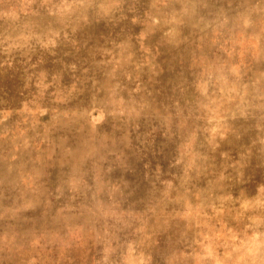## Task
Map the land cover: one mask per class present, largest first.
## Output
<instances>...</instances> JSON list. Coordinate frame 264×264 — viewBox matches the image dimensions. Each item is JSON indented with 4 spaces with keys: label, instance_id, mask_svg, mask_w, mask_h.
I'll list each match as a JSON object with an SVG mask.
<instances>
[{
    "label": "clouds",
    "instance_id": "1",
    "mask_svg": "<svg viewBox=\"0 0 264 264\" xmlns=\"http://www.w3.org/2000/svg\"><path fill=\"white\" fill-rule=\"evenodd\" d=\"M22 2L19 11L33 19L0 39V53H23L37 67L45 54L55 56L58 41H67L70 31L90 20L99 24L129 19L135 26L127 42L116 43L115 55L110 49L99 58L106 72L89 78L87 106L70 115L68 109L75 108L84 92L73 95L78 92L75 81L66 92L55 87L48 91L52 82H44L41 70L33 87L40 95L48 92L50 105L29 106L21 101L16 114H23V122L32 118L35 128L37 114L46 116L51 107L53 128L61 117L78 123L80 131L87 128L86 155L107 152L119 160L123 151L118 150V138L101 131L112 130L110 121L126 125L155 112L163 122L160 139L170 147V155L163 163L157 162L151 174L145 171L148 200L144 203V194L131 195L130 202L142 205L134 209L120 206L116 199L123 195L119 186L94 177V190L86 180L69 179L71 203L57 205L53 213L61 222L58 231L21 235L16 228L18 213L36 211L32 200L0 213L5 225L0 232V260L6 259L8 264H73L72 254L90 243L96 253L89 252L94 264H161L154 254L160 248L169 249L163 264H264V160L241 163L264 153V136L249 141L243 153L230 143L240 123L253 122L257 131L264 130V0H239L231 12L220 8L210 18L203 14L209 11L208 0H138L141 6L136 12L125 11L126 0ZM15 12L11 10L10 15L19 20ZM187 26L196 31V50L180 69L184 79L176 98L160 113L147 98L151 93L143 87L144 70L158 75L160 48H179ZM11 115L10 110L0 112V122ZM116 131L122 132L119 143L129 148L128 128L118 126ZM17 133L24 135L18 128L14 138ZM235 138L242 142V137ZM46 139L45 135L37 148ZM24 145L27 147V140ZM64 151L72 155L70 149ZM248 167L255 171L245 181ZM20 183L33 188L30 176L21 177ZM82 189L93 192L91 207L77 205ZM101 194L108 203L98 198Z\"/></svg>",
    "mask_w": 264,
    "mask_h": 264
},
{
    "label": "rangeland",
    "instance_id": "2",
    "mask_svg": "<svg viewBox=\"0 0 264 264\" xmlns=\"http://www.w3.org/2000/svg\"><path fill=\"white\" fill-rule=\"evenodd\" d=\"M238 3L239 0H208L209 11L203 14L210 18V14L220 8L231 12ZM126 5V12L129 10L136 12L141 6L138 0H126ZM22 7V0H0V13H6L0 16V39L13 34L21 23L30 22L33 19L25 12L19 11ZM13 9L16 10L15 15L19 16V20L10 15ZM114 24H119V27H114ZM134 27L129 19L113 23L105 21L99 24L90 20L87 25L77 26L75 31H70L67 41H58V47L54 50L55 56L49 57L45 54L39 67L34 66L28 56L23 53L17 51L0 53V112L4 110L12 112L8 119L0 122V213L15 209L28 200L33 201L36 211L18 213L16 228L21 235L31 231L48 233L59 230L57 225L61 222L53 213L57 205L71 203L68 199L69 179L86 180L93 190L94 177H98L100 181L107 184L119 186L123 195H118L116 199L121 207H127L130 210L142 206L140 201L130 202L131 195L144 194V203H147L148 180L145 178V171L151 174L155 164L163 163L164 159L170 155V147L160 139L163 122L155 112L142 114V119L134 118L126 125H118L110 121L112 130L101 131L100 134L109 137L115 135L118 138V150L123 151L119 160L107 152L94 156L86 155L89 139L87 128L80 131L78 123L63 117L61 122L53 128V122L50 119L51 107H49L48 115L41 117L37 114L35 128L31 126L32 118L24 123L23 114H16L21 101L28 102L29 106L50 105L48 92L40 95L39 90L33 87L40 77L41 70H44V82H52L48 91L55 87L66 92L72 81L77 82L78 92L73 95L83 91L84 96L74 109H68V111L71 115L74 110L77 112L82 110V106H87L89 100L86 87L89 78L106 72V67L99 62V58L107 56L110 49L115 55L118 51L116 43L127 42L133 34ZM183 33L185 40L179 48L173 49L171 45L160 48L158 54L160 58L156 67L158 75L153 76L152 73L144 70L143 87L151 93L147 98L160 113H163L164 108L176 98V93L184 79V73L180 69L186 67L189 57L196 50V31L187 26L183 29ZM149 39L152 40L151 37ZM160 44H163V41ZM160 44L155 46L159 47ZM261 124L264 128V122ZM118 126L127 127L131 133L132 144L127 149L119 143L122 132L116 131ZM154 126L155 131H153ZM104 127L100 126L101 129ZM18 128L24 132V135L20 136L17 133L14 138L13 133ZM46 128L47 133H45ZM234 133L235 135L230 137V143L241 153L249 146V141L264 136V130L257 131L253 122L240 123L234 129ZM45 135L47 136L45 145L37 148ZM236 136L242 137V142L237 141ZM24 140L28 141L27 147L24 145ZM65 148L70 149L72 155L65 152ZM14 149L16 159L12 160ZM252 151L256 153V148L253 147ZM158 152L161 155H157ZM249 159L258 164L264 160V153L248 157L241 163L247 164ZM145 165H148L147 169ZM254 171V168L248 167L245 170L244 180L248 181L250 174ZM232 175L235 180L234 171ZM29 176L32 178V189L20 183L21 177ZM92 194V191L82 189L76 197L77 205L81 209L91 207L94 203ZM57 196H60L59 200L56 199ZM98 198L108 203L106 195L101 194ZM46 200L48 203H45ZM4 230L5 225L0 221V232ZM168 250L167 248L154 249V254L161 264H163L162 257ZM90 251L92 255L96 254L89 243L84 250L73 253V264H94L92 256L89 255ZM0 264H8V261L0 260ZM63 264H67V261Z\"/></svg>",
    "mask_w": 264,
    "mask_h": 264
}]
</instances>
